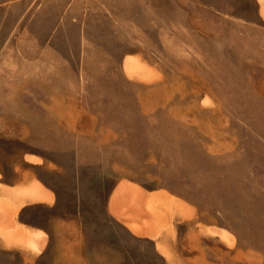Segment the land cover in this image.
Segmentation results:
<instances>
[{
    "label": "rangeland",
    "instance_id": "rangeland-1",
    "mask_svg": "<svg viewBox=\"0 0 264 264\" xmlns=\"http://www.w3.org/2000/svg\"><path fill=\"white\" fill-rule=\"evenodd\" d=\"M8 9L0 264H153L154 250L166 264H264L256 0H0ZM35 181L50 200L22 192ZM14 220L32 244L9 238Z\"/></svg>",
    "mask_w": 264,
    "mask_h": 264
},
{
    "label": "bare ground",
    "instance_id": "bare-ground-1",
    "mask_svg": "<svg viewBox=\"0 0 264 264\" xmlns=\"http://www.w3.org/2000/svg\"><path fill=\"white\" fill-rule=\"evenodd\" d=\"M260 1L262 3V6H263L262 8H263V15H264V0H260ZM126 63H127V60H126ZM127 67L128 66H126V69L129 71V69ZM130 73H133V72H130ZM126 186H128V189H130L126 202H128V203L130 202L129 204H131V202L133 201L135 203L136 201H138V198L140 197L139 196L140 191H135V189L132 186H130L128 183H126ZM121 189H123V186H118V188L115 191L114 197L112 199V203L111 204H112L113 209L114 210L116 209L115 212L122 211V210H120L121 208L123 210H125V208H124L125 206H122L124 201L116 198V197H118V195L122 191ZM22 192H24V194H26V195H29V197H31L32 199H37V200H50L51 199V195L46 191V189L38 181H35V182L31 183L29 186H26L25 188H23ZM148 204H149V202H148ZM3 205H5V202H4ZM5 206H7V205H5ZM8 210H12V208L8 209ZM8 213H9V211L6 212V215H5L6 217L8 216L7 215ZM15 213H16V211H15ZM7 222H9V221L7 220ZM0 224H2V223H0ZM8 226H10L8 228L9 238L10 239L23 240L25 243L27 242L28 244H32L33 243L34 239H33L32 235H30V233H28L17 222H15V220H14L13 224L11 223V225H8ZM35 243H37L39 245V242H35Z\"/></svg>",
    "mask_w": 264,
    "mask_h": 264
},
{
    "label": "crops",
    "instance_id": "crops-1",
    "mask_svg": "<svg viewBox=\"0 0 264 264\" xmlns=\"http://www.w3.org/2000/svg\"><path fill=\"white\" fill-rule=\"evenodd\" d=\"M256 1L259 3L260 15L264 17L262 3H261L260 0H256ZM15 17L16 16H15V10L14 9H12V10L8 9V10H4V11L0 12V64L1 63H3V64L6 63L7 62L6 58L9 57V53H6L5 50L6 49L9 50L10 46H12V48L15 49L16 41H15L14 35L12 34V32L15 29ZM10 31H12V32H10ZM1 47H2V50H1ZM2 86L4 87V85H2ZM3 87L1 88L2 91H0V113H7V112H9V106H8L9 102H8V100L6 101V99L9 98L10 96H11L12 99L15 98V90L13 88L12 89V94H9V93H6L5 89H3ZM126 182H128V181H126ZM117 187H116V189H117ZM44 188H46V187H44ZM46 190L48 192L52 193L49 189L46 188ZM114 193H115V191L113 192V195H114ZM113 195L111 197V203H112ZM118 217L126 222L125 218L120 217V216H118ZM127 225H128V223H127Z\"/></svg>",
    "mask_w": 264,
    "mask_h": 264
},
{
    "label": "trees",
    "instance_id": "trees-1",
    "mask_svg": "<svg viewBox=\"0 0 264 264\" xmlns=\"http://www.w3.org/2000/svg\"><path fill=\"white\" fill-rule=\"evenodd\" d=\"M128 233H129V231H128ZM153 255H154V257L151 258L153 260L152 261L153 264H166L163 257L157 251L154 250Z\"/></svg>",
    "mask_w": 264,
    "mask_h": 264
}]
</instances>
